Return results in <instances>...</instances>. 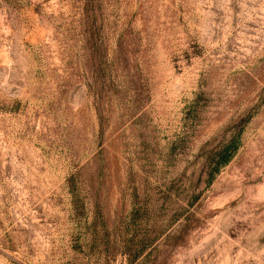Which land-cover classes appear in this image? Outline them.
<instances>
[{"label":"rangeland","instance_id":"374dc122","mask_svg":"<svg viewBox=\"0 0 264 264\" xmlns=\"http://www.w3.org/2000/svg\"><path fill=\"white\" fill-rule=\"evenodd\" d=\"M0 264H264V0H0Z\"/></svg>","mask_w":264,"mask_h":264},{"label":"trees","instance_id":"16d2710c","mask_svg":"<svg viewBox=\"0 0 264 264\" xmlns=\"http://www.w3.org/2000/svg\"><path fill=\"white\" fill-rule=\"evenodd\" d=\"M238 147H239V133L233 135L228 140L227 143L221 144V146L208 157L207 164L205 165L206 182L208 184L213 180L215 175L219 172L220 168L228 164V162L232 159V157L236 153ZM137 214H138L137 209H133L131 211L132 218L136 217ZM150 242L151 241L149 240V238H147V240L142 246H137L134 249H130L129 258H133L135 256L137 257L139 253L144 250L145 247L148 248V252L150 253L154 248V245L148 246Z\"/></svg>","mask_w":264,"mask_h":264}]
</instances>
